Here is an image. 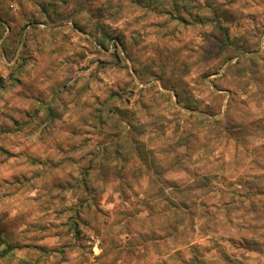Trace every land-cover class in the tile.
<instances>
[{"label":"rangeland","instance_id":"1","mask_svg":"<svg viewBox=\"0 0 264 264\" xmlns=\"http://www.w3.org/2000/svg\"><path fill=\"white\" fill-rule=\"evenodd\" d=\"M176 9L0 0V264H264V0Z\"/></svg>","mask_w":264,"mask_h":264},{"label":"trees","instance_id":"2","mask_svg":"<svg viewBox=\"0 0 264 264\" xmlns=\"http://www.w3.org/2000/svg\"><path fill=\"white\" fill-rule=\"evenodd\" d=\"M72 1H75V0H72ZM129 1H132L142 7H146V8H151L153 10H155L157 13L161 14V15H164V16H167V17H170L172 18L173 15H176V16H179V14H175L178 12V10L176 9V6L178 4L179 1H183V0H129ZM68 2V0H65V3ZM162 3L164 4V6H161ZM48 5H50V3L48 4H42V8L44 9V11L48 8ZM4 21L1 20L0 18V27H3L4 26ZM35 20H28L24 26L22 27V31L25 27H28L32 24H35ZM22 33V32H21ZM1 36V35H0ZM109 39H111L110 37H104V40L103 42H99L102 46H105V44H108L109 42ZM225 41H228L227 39H225ZM19 43V42H18ZM227 45H228V42H227ZM106 47V46H105ZM115 56L118 57L119 53L118 51L115 52L114 54ZM258 56H246V57H237V61L239 60H244L245 62H247V64H253V62L255 61V59L257 58ZM237 61L235 62V64H237ZM235 66H229L228 67V70H231V69H234ZM246 71V70H245ZM176 96H177V102L179 105H184L177 93H176ZM209 116H210V113L209 112H206ZM188 116L190 117H193L197 120V122L199 124H206V122H211L214 124V127H215V124H217L218 120L216 119H209L208 117H204L202 115H194L192 113H188ZM189 148L192 147V146H188ZM119 155V154H118ZM176 165H177V162L179 161V155H176ZM180 164V162H179ZM74 231L76 234L79 233V230H78V227L76 226V228H74ZM12 249H13V246H11V244L8 243V240L5 238V236L2 234L1 230H0V258H7L9 256H12Z\"/></svg>","mask_w":264,"mask_h":264}]
</instances>
